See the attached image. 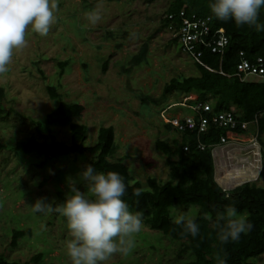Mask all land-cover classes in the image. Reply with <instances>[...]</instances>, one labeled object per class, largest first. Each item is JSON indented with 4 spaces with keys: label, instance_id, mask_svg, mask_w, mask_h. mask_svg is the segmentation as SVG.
Returning a JSON list of instances; mask_svg holds the SVG:
<instances>
[{
    "label": "rangeland",
    "instance_id": "obj_1",
    "mask_svg": "<svg viewBox=\"0 0 264 264\" xmlns=\"http://www.w3.org/2000/svg\"><path fill=\"white\" fill-rule=\"evenodd\" d=\"M55 2L56 22L49 33L40 36L29 28L26 45L14 51L8 72L0 76V87L4 89L0 108L3 111L13 109L16 113L5 121L0 120V144H8L12 136L18 138L33 133L29 119H41L55 105L45 90L46 85L51 84L63 100L84 106L77 119L87 129L84 145L94 143L100 127L112 126L118 145L115 157L122 159L131 180H137L144 186L149 177L160 183L166 181L168 168L164 163L165 157L154 149V141L178 138L172 130H165L160 112L179 101L182 95L173 91L161 97L162 89L173 77L198 75L191 58L178 43L171 41L173 38L169 31L159 29L168 0ZM83 4L90 9L97 4L102 5V19L95 26L84 19L83 13L88 10ZM144 42L147 44L146 60L140 66L125 71L130 57ZM62 60L69 63L61 73L57 62ZM104 63L106 68L103 71ZM145 97L157 102L150 100L142 104L141 99ZM188 113L184 107L172 106L165 115L173 117ZM52 134L64 142L69 138L66 128L55 126ZM262 141L263 145L258 139L222 144L231 145L228 149L232 156L226 163L223 156L213 154L218 160L221 156L222 162L217 177L216 174L213 176L215 183L221 184L230 171L233 172L230 178L236 185L247 181L245 166L252 168V176L255 170L260 172L264 137ZM90 158L87 154L82 158L69 156L46 162L43 169H38L34 165L39 160L36 156H26V160H21L9 150L0 149L1 254L8 260L23 262L39 251L44 254L39 264H71L65 248L70 235L66 224L60 220L61 215L55 212L34 215L29 206L41 197L52 202L57 186L69 192L68 180L76 179ZM214 160L212 157L215 170ZM255 184L264 187V170ZM78 187L86 191L82 182ZM176 209L173 215L187 213L194 217L196 214L195 206ZM26 226L32 229L31 236L22 238L17 247L11 249L10 230ZM179 248L180 243L143 225L133 251L126 257L115 255L108 264H185L189 256L178 254ZM251 262L264 264V253Z\"/></svg>",
    "mask_w": 264,
    "mask_h": 264
},
{
    "label": "trees",
    "instance_id": "obj_2",
    "mask_svg": "<svg viewBox=\"0 0 264 264\" xmlns=\"http://www.w3.org/2000/svg\"><path fill=\"white\" fill-rule=\"evenodd\" d=\"M168 2L159 29H165L170 23L166 15L174 14L172 22L178 23V12L184 10L187 14L210 16L213 27L221 28L228 40L223 55L203 50L199 57L201 64L194 63L198 75L171 78L164 84L161 97L173 91L182 96L194 93L200 101H209L212 111H230L241 121H249L254 114L264 111V79L241 82L233 74L239 52L249 61H253L256 57L264 59V31H257L254 27L246 25L237 27L231 20L227 22L217 20L209 9L211 0H168ZM83 5L85 10L90 9V6ZM258 23L264 24V7L260 9ZM123 35L127 36L125 33ZM171 41L176 42L175 39ZM146 56L147 44L144 42L130 57L124 70L128 72L131 68L140 66L146 60ZM68 63V60L57 62L61 73ZM34 64L36 65V62ZM105 68L106 63L102 65V70L104 71ZM37 70L41 73L40 69ZM45 90L48 98L55 102L54 107L41 119H29L33 133L18 138L12 136L8 144H0V149L9 150L21 160H26V156H36L39 160L34 165L38 169H43L46 162L55 159L69 156L82 158L87 154L91 158L86 164L90 163L97 172L119 173L126 184V192L122 199L127 203L129 211L140 212L144 226L180 243L178 254L186 253L189 256L185 264H214L211 255L220 248L226 255L227 264H252L253 258L264 253V187L248 181L228 192L219 188L213 179L211 148L199 150L195 146V130L176 133L178 138H173L171 141L162 139L154 141V149L165 157L168 179L160 183L149 177L144 186L137 180H131L122 159L115 157L118 145L115 142L112 126L100 127L94 143L84 145L87 129L84 124L77 122L84 111V106L78 102L63 100L54 85H46ZM3 97L4 89L0 87V100ZM141 100L142 104H147L150 100L157 102L147 97ZM11 114L16 115L13 109L3 111L0 108L1 121H5ZM210 114L207 113V116ZM163 124L166 131L176 132L171 125ZM55 126L68 130L69 138L66 142L57 140L53 136L52 129ZM221 134V130L209 127L206 133L199 135V138L206 145H218ZM263 137L264 115L258 119L256 136L262 145ZM183 147L187 150H183ZM261 167L260 173L264 170L263 149ZM67 194L68 192L57 186L53 204L61 203ZM169 206L182 209L195 206L196 214L192 218L200 227L197 237L186 235L182 226L172 222ZM227 206H234L238 213L245 214L253 227L249 233L242 235L239 241L219 245L216 238L218 230L216 214ZM60 220L66 224L64 217L61 216ZM31 234L32 229L27 226L12 228L9 247L16 248L19 240L30 237ZM43 256L44 254L38 251L21 262L8 260L0 253V264H39Z\"/></svg>",
    "mask_w": 264,
    "mask_h": 264
},
{
    "label": "clouds",
    "instance_id": "obj_3",
    "mask_svg": "<svg viewBox=\"0 0 264 264\" xmlns=\"http://www.w3.org/2000/svg\"><path fill=\"white\" fill-rule=\"evenodd\" d=\"M264 0H211V14L220 21L231 20L237 27H254L264 31L258 23ZM55 0H0V76L8 72L14 51L26 45V31L46 36L56 22ZM84 19L95 26L102 19V5L83 13ZM83 183L86 191L78 185ZM69 192L61 203L53 204L47 198L37 199L31 206L32 213H58L66 220L70 239L66 242V255L71 264H108L115 255L128 256L136 245V237L143 228L140 212H131L122 199L126 184L117 172H97L86 164L76 179L68 180ZM139 195V193H137ZM176 206H169L172 222L182 226L186 235L195 238L200 227L187 213L173 215ZM219 245L235 243L249 233L253 225L234 206H227L216 214ZM214 264H227L220 248L213 252Z\"/></svg>",
    "mask_w": 264,
    "mask_h": 264
},
{
    "label": "built area",
    "instance_id": "obj_4",
    "mask_svg": "<svg viewBox=\"0 0 264 264\" xmlns=\"http://www.w3.org/2000/svg\"><path fill=\"white\" fill-rule=\"evenodd\" d=\"M174 14L166 15L170 23L166 29L181 46L194 63L201 64L200 55L203 50L223 55L227 44V36L221 28L213 27V20L210 16H200L194 13L187 14L184 10L178 12V23H173ZM234 76L241 82L257 81L264 79V59L256 57L249 61L238 53V60L235 62ZM222 73V72H219ZM257 79V80H253ZM172 106H181L188 110V114L169 117L165 115L166 110ZM207 113H211L207 116ZM264 115V111L257 112L249 121H241L232 112L227 110L212 111L211 103L207 100L200 101L194 93L182 96L177 102L171 103L165 110L160 112L164 123L169 124L179 134L184 131L196 132L195 146L199 150L210 147L211 150L217 145H206L200 141L199 135L206 133L209 127L222 131L218 145L228 144L231 141L249 142L257 139L258 119ZM187 147V146H186ZM183 147V150H187Z\"/></svg>",
    "mask_w": 264,
    "mask_h": 264
},
{
    "label": "crops",
    "instance_id": "obj_5",
    "mask_svg": "<svg viewBox=\"0 0 264 264\" xmlns=\"http://www.w3.org/2000/svg\"><path fill=\"white\" fill-rule=\"evenodd\" d=\"M229 146H231V145H229ZM229 146H227V145H217L216 147H214L213 149H212V151H211V156L213 157V154H215V153H218V154H220L221 156H223V161L224 162H226V163H228V159H229V156L231 157L232 155H229V154H231V151H229ZM223 150H225L224 152V154H221L222 153V151ZM213 162V161H212ZM246 168V170H248L247 171V173H246V178H249V179H247V181H243V182H255L256 180H257V178H259V176H260V172L258 171V170H255L256 171V173H255V175H253L252 176V168L250 169V167L249 166H245ZM259 173H258V172ZM230 175L228 176V177H225L224 178V181L221 183V184H218L217 183V185H219L221 188H222V190H224L225 192L227 191H230V190H232L233 188H235V187H237V186H239L240 184H242V183H240V184H238V185H236L235 184V181H233V179L232 178H230V177H232L233 176V172L232 171H230V173H229ZM213 176H215V170H214V165H213ZM214 178V177H213ZM230 178V179H229ZM214 180H215V178H214ZM216 182V181H215Z\"/></svg>",
    "mask_w": 264,
    "mask_h": 264
},
{
    "label": "bare ground",
    "instance_id": "obj_6",
    "mask_svg": "<svg viewBox=\"0 0 264 264\" xmlns=\"http://www.w3.org/2000/svg\"><path fill=\"white\" fill-rule=\"evenodd\" d=\"M254 144V143H253ZM213 157H214V159H216V160H214V162L216 163L215 164V174H216V177H217V175H218V173L220 172V169L222 168L221 166H222V162H221V156H220V159L218 160V158L215 156V155H213ZM221 162V163H220Z\"/></svg>",
    "mask_w": 264,
    "mask_h": 264
}]
</instances>
